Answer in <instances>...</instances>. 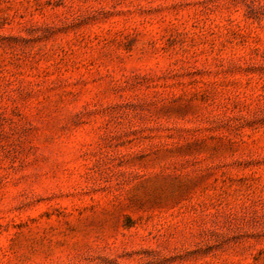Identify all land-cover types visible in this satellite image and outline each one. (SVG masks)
<instances>
[{
  "label": "rangeland",
  "instance_id": "obj_1",
  "mask_svg": "<svg viewBox=\"0 0 264 264\" xmlns=\"http://www.w3.org/2000/svg\"><path fill=\"white\" fill-rule=\"evenodd\" d=\"M0 264H264V0H0Z\"/></svg>",
  "mask_w": 264,
  "mask_h": 264
}]
</instances>
